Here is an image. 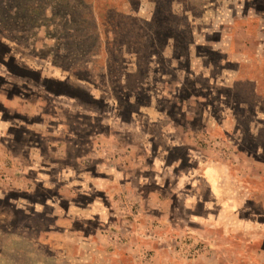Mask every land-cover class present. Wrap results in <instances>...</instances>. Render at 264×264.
Returning a JSON list of instances; mask_svg holds the SVG:
<instances>
[{"label": "rangeland", "instance_id": "rangeland-1", "mask_svg": "<svg viewBox=\"0 0 264 264\" xmlns=\"http://www.w3.org/2000/svg\"><path fill=\"white\" fill-rule=\"evenodd\" d=\"M188 150L264 225V0H0V264H170Z\"/></svg>", "mask_w": 264, "mask_h": 264}, {"label": "crops", "instance_id": "crops-1", "mask_svg": "<svg viewBox=\"0 0 264 264\" xmlns=\"http://www.w3.org/2000/svg\"><path fill=\"white\" fill-rule=\"evenodd\" d=\"M213 163V166L210 163L205 165L202 171L201 166L197 167L188 176L185 175L181 181L182 185L180 182L178 183L182 188L181 205L186 213L185 225L179 229L177 226L173 227L168 224L164 226L163 222H159L162 224L158 227H163L168 231L170 240L181 235L184 240L188 241V246H184L181 251L179 250L181 247L179 249L175 247L178 251L175 256H167L170 259V264H210L211 259L207 261V257L211 255V252L220 248L214 236L233 235V233L250 231V229L264 233V225L254 228L253 222L239 218L243 213L240 209L243 201L237 194L234 195V192L229 195L228 188L224 185L225 179L228 178L225 166L216 160ZM106 168L112 167L108 164ZM60 174L63 175V172ZM113 180L114 178L111 177L104 180L108 198L114 196L112 193L114 189L111 188ZM124 189L127 190V187L124 186ZM84 193H89V185ZM150 231L156 234V230L150 229ZM162 239L164 238L160 237V240ZM163 242L165 243V241ZM168 244L171 245L170 242ZM154 246H147L146 249L157 250V247L155 249ZM195 247L202 250L201 255L195 260L189 259L187 253ZM157 255L159 256V254ZM155 259L153 258L152 261Z\"/></svg>", "mask_w": 264, "mask_h": 264}, {"label": "flooded vegetation", "instance_id": "flooded-vegetation-1", "mask_svg": "<svg viewBox=\"0 0 264 264\" xmlns=\"http://www.w3.org/2000/svg\"><path fill=\"white\" fill-rule=\"evenodd\" d=\"M202 160L203 159L201 157L194 156V154H192V151L188 150L185 161L187 162L189 169H188V171L185 172L186 175L193 172L195 169H197V167L202 166V164H201ZM181 185H182V183H181Z\"/></svg>", "mask_w": 264, "mask_h": 264}, {"label": "built area", "instance_id": "built-area-1", "mask_svg": "<svg viewBox=\"0 0 264 264\" xmlns=\"http://www.w3.org/2000/svg\"><path fill=\"white\" fill-rule=\"evenodd\" d=\"M201 249L199 247H195L193 248L190 252H189V258H196L200 253H201Z\"/></svg>", "mask_w": 264, "mask_h": 264}]
</instances>
